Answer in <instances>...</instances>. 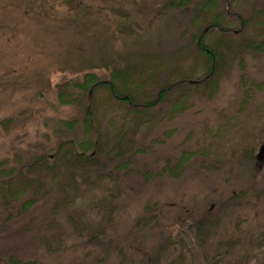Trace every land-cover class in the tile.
<instances>
[{
	"label": "rangeland",
	"instance_id": "374dc122",
	"mask_svg": "<svg viewBox=\"0 0 264 264\" xmlns=\"http://www.w3.org/2000/svg\"><path fill=\"white\" fill-rule=\"evenodd\" d=\"M169 1L0 0L3 173L14 177L41 151L53 156L60 138L82 142L80 124L63 136L64 121L82 110L58 102L69 78L92 71L107 81L122 69L125 85L118 75L116 85L140 104L186 79L140 110L104 86L90 88L97 135L88 139L100 142V153L88 150L93 158L83 166L59 153L50 171L31 169L41 188L0 203V249L35 264H117L122 245L133 264H167L177 254L185 264H212L227 248L217 264H264V0H218L203 13L202 0L181 8ZM220 13L229 34L207 26ZM203 29L208 46L224 42L214 75L192 84L206 75L195 46ZM175 164L176 175L167 172ZM233 194L242 199L217 212ZM205 210L218 213L220 235L198 245L194 220Z\"/></svg>",
	"mask_w": 264,
	"mask_h": 264
},
{
	"label": "trees",
	"instance_id": "16d2710c",
	"mask_svg": "<svg viewBox=\"0 0 264 264\" xmlns=\"http://www.w3.org/2000/svg\"><path fill=\"white\" fill-rule=\"evenodd\" d=\"M191 1L192 0H170L165 5L168 8H171V7L181 8V6H186ZM217 1L218 0L200 1L199 2V5H200L199 12L203 13L204 11L206 12V11L212 10L213 5L216 4ZM229 10H230L229 6H227L226 13L228 12L227 13L228 15L233 16V17L235 16L237 19L236 26L238 28L239 27L242 28L244 24V19L241 16L237 15V13L229 11ZM219 21H221V13L217 16H214L213 20L209 22L207 26H209L211 30L217 29V31H219L220 34H223V35L229 34L230 29L226 26H222ZM204 31L205 29H203V32L200 33L196 37L197 40H196L195 46H196V49L200 52V55H202L207 62L206 67H205L206 75H204L202 78H199V79L197 78L196 79L197 82H206L205 81L206 77H208L207 78L208 80L210 79L212 75H214L213 73L216 71L215 69L217 67V63L219 61L218 58L220 55L218 49H216V46L218 47V44L224 42L223 39L219 38L217 39L215 47L208 46L203 39ZM254 47H256L254 49L259 48L260 47L259 43L255 44ZM111 75H112L111 80L103 81L101 78L96 76L95 73H93L92 71H89V72L83 73L82 75L83 78L79 80L78 79L74 80L71 77L69 78V81H66L62 84L61 86L62 90L60 89L59 92L57 93L58 102L62 104L71 103L72 105H75V104L77 106L80 105V109H82L78 118L71 117V119L64 121V126L62 130L63 136H65V134L68 133L69 130H72L75 126L80 124L82 126V129L84 130L82 133L84 135L82 138V142L75 143V142H72L68 138H60L57 141V145L53 147V149L51 150L53 156H50V151L45 152V153L41 151V154L35 155L34 157H30V160L25 162L24 165L23 164L20 165V168L18 169L17 173L14 176L15 179H13L14 177L11 175V173L10 174H8L7 172L3 173V171L7 169V166L4 165V161L0 159V203L1 201L8 200L11 198L16 200L19 196H22L23 194H25L28 189L41 188V184H40V180L42 179L41 175L40 177H35V176H32V173L31 175L28 173L31 172V169H38V168L39 169L44 168L45 171H50L51 169L49 167L50 166L52 167L54 164L53 162L51 163L50 157L55 158V156H59V153H60L61 161H64L65 163H73L75 165L80 164V166H83L84 164L88 163L93 158V156L90 155L91 153H89L88 150H93V151L96 150L97 153H100L99 151L100 142L96 141L95 138H93V141L88 139V136L92 133H94L95 136L97 135L96 130L92 128L91 122H90V116H91L90 113L92 111V108L90 106L91 98H89L88 96V91H90V88L104 86V88L107 89L108 93L111 96L115 97L117 102L125 103V105L128 106V108L134 107L136 110H140L146 107L150 108L151 106L154 105L155 102L157 103V102L162 101L166 96L165 93L168 90L175 89V87H177L178 85L180 86L186 83V79H181L178 82H174L171 85L161 88L153 99H150L149 101H144L143 104H140L136 102L134 97L124 94V92H121V89L116 85L114 79L119 78L118 76L122 77L120 81H122V84L125 85L126 77L123 74V70L112 68ZM69 88H71V90ZM58 137L60 136L58 135ZM83 160L85 161L87 160L88 162L84 163ZM178 168H179L178 164H175L174 166L170 167L169 171L167 170V172H170L171 174L176 175L175 172L178 170ZM2 191L5 192V194H3ZM237 197H240L242 199L241 195L235 196L233 194V195H230L228 198L220 201L219 204L216 206L217 212H222V211L227 210L231 202L233 203V201ZM32 199L29 198V199L22 200V202H20L19 204L18 210H15L14 214H16V211H17V214L20 215L22 214L24 210H27L32 204V201H33ZM211 213L212 211L205 210V212H202V216H200L201 215L200 214L199 215L200 217L194 220V226H196V229H197V233H195V239H197L200 243L198 245H202L203 244L202 241L208 242L209 241L208 236L210 235H214V234L217 236L220 235L217 232L218 231L220 232L218 225L221 222V218L217 216L218 213H213V214ZM13 216L14 215L11 212L4 213V218L6 219H11ZM209 221H213L212 229L207 228ZM219 238H220L219 241H222L223 239L224 242L225 240H226V243L229 242V240L226 239L224 235ZM230 239L234 240L231 237ZM214 246L216 247L215 244ZM216 248L219 249L218 246ZM227 250L228 249L225 248V251H226L225 253H227ZM116 253L118 255L117 264H133V260H132L133 255L126 253L122 245H119L116 248ZM225 253L222 252V254H218V255L215 253V255H212L213 256L212 257L213 259H211L213 262L212 264H217L219 262V257L225 255ZM2 256L4 257L5 264H35L34 261L28 260L26 258L22 259L20 257H17L16 254H13L10 251L3 250V248L0 249V259ZM181 256H182L181 254L179 255L177 254L176 256L172 255V257L168 260L167 264H185L184 262L180 260ZM97 262H98L97 264H104V262L101 259H99ZM0 264H3L2 260H0ZM80 264H83V263H80ZM141 264H143V262Z\"/></svg>",
	"mask_w": 264,
	"mask_h": 264
},
{
	"label": "water",
	"instance_id": "95a60500",
	"mask_svg": "<svg viewBox=\"0 0 264 264\" xmlns=\"http://www.w3.org/2000/svg\"><path fill=\"white\" fill-rule=\"evenodd\" d=\"M205 29H206V31L208 30L207 28H205ZM188 82L195 84V82H197V80L196 79L195 80H188Z\"/></svg>",
	"mask_w": 264,
	"mask_h": 264
}]
</instances>
